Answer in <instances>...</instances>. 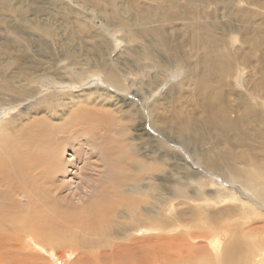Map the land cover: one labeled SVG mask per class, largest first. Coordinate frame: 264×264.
<instances>
[{"label":"bare ground","instance_id":"bare-ground-1","mask_svg":"<svg viewBox=\"0 0 264 264\" xmlns=\"http://www.w3.org/2000/svg\"><path fill=\"white\" fill-rule=\"evenodd\" d=\"M74 1H76L78 5L74 12H72L66 11L59 5V0H0V25L4 27L8 34L12 35V38L7 39L6 42V46H9V50L6 53L7 60L0 61V63L5 64L0 67V75L6 77L4 74H6L7 71H11L12 74L10 75V79L6 77L3 86H0V91L13 90L25 97L34 95L38 92V88L33 86L34 83L38 82V74L41 73L42 76L54 75L52 79H50V76H47L48 80L60 85L63 83L62 81L69 79L60 76L61 69L65 67L68 68L67 66L70 65H75V67L79 65V68H75V71L79 70L80 73L84 74L85 72H91L90 76L98 77V79H94L98 80V85H95L96 90L89 94L88 92L86 93L88 95L85 96L84 101L82 100L85 102L82 105L77 104L79 100L75 95L66 93V91H64L66 94L61 96H58V93H55V96L51 94L53 96L52 103H49L52 98L49 95L40 98L38 103L36 102L39 106H44L47 111H50V116L53 119L56 118L59 120L64 118L67 114L68 115L64 119L66 122L63 123V130L57 131L55 129L56 132L59 133L58 137L56 136V132H54V128H56L57 125L49 123L50 121H47L46 118H43L41 124H35V126H39L30 129V135L27 134V138L31 142H33V138L36 139L35 141H38L34 147L35 153L39 154V149L41 150V148L46 147L45 145H48L50 148H54V146L57 148L62 147V152H66L67 148L71 147L73 142H75L76 136L80 135L81 137L84 135L83 133L87 132L86 135L89 141H86L84 138L83 141H86V143L84 142L85 146L81 147L78 145L80 147L79 151H81V155H83L82 159L84 162L81 165H77L74 162L76 158L72 159L70 157V159H65L63 157L64 152L62 155H59V152L54 153L53 151L46 153L45 159L40 162L32 161V158H29L28 155H23V157L28 156V163L26 160L27 164H25V166L28 167V171H26L27 181H25L24 177L21 178L18 176L17 178H10V176H8L5 188L2 189L0 186V194H4L6 198L12 197L14 201L12 205L17 204L13 206V209L19 210L28 206L30 210H36L38 207H40V210L31 214H25V217L21 215V219H18V217L14 218V216L11 215L10 218H14L13 221L5 219L0 220V235L3 236V239L0 238V240H3L2 242L0 241L1 245L6 243L8 239L11 240V234H17L19 229L25 228L26 230L29 228L31 231L37 230V236L42 238L43 241H50L52 236L49 234V231L47 230V233L45 230H40L39 226H41V229L50 228V231L54 227H58V232L54 231L53 235L60 236V230L66 229L64 226H70L71 222L67 219V217H70L74 223V225L72 223V226L78 227L79 225L82 228L81 231L84 233L75 234V238L81 240L79 241L80 243L86 244L87 240L89 242L96 240L106 247L115 243L112 235L113 230L111 228L113 227V221L116 217H122V219H135V215L142 214L151 218V213L154 211V208L159 207L157 205L155 206L152 201L149 202L150 206H143L145 200L137 194L141 195L148 190H152V192L155 190V194L157 193L158 195L156 194L154 198L157 200H161L165 195L166 197L168 195L180 197L185 195L187 187L181 185V183L177 181L170 182L172 187L174 184L175 189L171 186L165 188V186L162 183L159 184V182L146 184L143 188L140 183L135 181V159L132 160L133 157H131V155H135V150L140 151V149L137 144L135 145V136L128 137V133L133 132L130 130L134 128L138 133L137 137L144 138L145 135H150L152 131L150 132V130L147 129L148 127L145 124L146 121L141 123V121H143L141 116V121L139 123H131L132 120H137L135 114L140 112V109L136 108L133 110L134 107L129 106L131 103H128L124 98L116 97L117 94L113 92L114 90L116 92L125 90L126 87L123 76L135 79L136 81L133 83L134 85L136 84L135 86L139 87L142 83L149 87L150 84H153L156 89L161 85V81H165L164 83L168 85L173 83L170 81L172 77H179L181 73L184 74L182 80H180L178 84L173 85L165 97H173L174 90H176L177 87H182L183 91H186L184 95H181L183 101L189 103L195 102V104L198 105V110L201 113L207 114L206 116L208 118L204 117L203 119H199V121H205L207 128L203 129V127H199L200 130L197 129V122L192 124L193 121H195L193 117L190 122V119H185L179 112L177 113L178 116H174V119L172 118V122L165 124L166 122L164 123L159 120V104L155 103V105H153V103L151 107H149L150 119L155 127L154 130H162L164 133L165 130H171V132L179 136L183 144H193L197 141V138L198 141L204 142L210 138L208 136L212 134L211 128H213L210 126L213 124L215 125V123L219 124V126H217L220 127L223 133L222 136H224V139H226L229 144L243 143L244 139L251 138V135H257V137H259V131L261 129L256 126V122L261 121V115H259L258 109H254L255 105L249 101H243L245 102V104H243V109L240 107L238 109L240 111H237V118L233 119L230 113L234 108L230 107L231 105L228 106L226 103V93L222 88L226 83L225 79L228 76L227 72L237 70L234 66L233 59L236 58L239 63L244 65L245 63H250L252 57L255 55L251 50L264 46V13H262V17L260 16L262 20L255 21L254 19L252 20V18L253 16L256 17V15L247 10L246 7L244 9V4L247 3H252L264 8V0ZM210 5H212L213 8L209 11L208 8ZM47 6H53L54 9L46 10ZM200 6H203V9L199 8ZM66 8L72 9L70 5H67ZM44 11V17L39 19L21 17L22 24L14 25L13 15L19 18L22 15L38 14ZM87 11L90 12V15L87 14ZM104 11L106 16L103 15ZM220 11L224 12L222 13L223 16L220 17L222 20L217 19L218 12ZM58 12L67 15L73 13L71 14L72 23H62V20H57L56 16ZM6 15H11V17H5ZM95 16L99 18L96 23L94 21L96 20ZM223 17L226 20H223ZM235 17L239 19L240 26H235L233 23ZM218 21H222L229 32H232L230 37H232V34L235 35L236 33L234 38H239V42L242 41V44H244V48L238 52L240 53L239 56L231 58L230 52H234L235 50L229 43L227 33H218L220 30L217 31ZM99 24H101V26ZM168 24L171 25V27H167ZM95 26L101 29V35L97 34L95 36L91 33V30ZM104 28H106V31L110 34L114 33V30L119 31L115 34L120 32L121 34L125 33L123 39L121 40L114 37V39L107 40V38H104V35H106L103 30ZM169 29H172V31H169ZM138 39H142L145 44H139L137 42ZM180 39H182V41ZM53 40L58 47V50L55 49L57 50L56 52L52 51V49H54L53 47H55V43L52 42ZM80 40H83V45L78 43L80 47H78V45H72ZM122 41H125L126 45L130 46L127 49L129 54L133 55L134 60H130L127 57L123 59L120 56L115 58L111 57L113 55L111 54L112 50L118 45L121 46ZM52 43L53 45L50 46ZM83 46L85 52L80 54V52H83ZM29 51H33L34 54L31 55ZM124 51L126 50L122 52ZM64 59H66L65 61L68 60L65 67L62 65V63L65 62L62 61ZM145 59H150V63H145ZM259 64L262 65V62H259ZM150 67L156 69L154 75H151L153 73L148 69ZM165 72H170V77L169 75L166 76ZM140 73L142 76L138 75ZM136 76H138L139 79ZM71 77L69 80L70 82H78L81 78L85 80L87 76L83 75L80 76V78L77 77L79 80L74 76ZM143 79H147V81ZM192 80H199L203 82V84H200L199 87H195L192 84ZM80 83L86 84V82L83 83V80ZM100 85L105 86V88H101ZM262 86L264 85L262 84ZM262 86H255L256 90H251L249 92L254 102H263ZM154 87L150 89L144 87L141 91L138 89V92L142 93L143 100L153 91ZM100 89L104 92H99ZM135 94H137V91ZM190 94H193L191 98H189ZM239 94L243 95L244 93ZM92 95L94 96L93 99H91ZM115 98L118 100H115ZM176 99H178V97ZM109 100L111 101L109 102ZM213 100L215 102H213ZM95 101H98V104L105 102L101 108L99 107L101 105H99V108L94 110V108H90L92 105L90 106L89 104ZM127 112L130 113L127 114ZM27 116L30 115L28 114ZM115 116H118L117 122ZM16 118L19 119L20 117L17 116ZM121 118H123L124 121H121ZM181 118H184V120ZM19 120H24V115L21 116ZM16 125L18 126L15 121H10V129L13 128L12 126ZM134 125H137V127H134ZM115 127H118L121 133L127 134L126 137L124 136V139L126 140L125 144L128 146L129 154H124V156H127L126 158H128V160L117 156L118 154L116 155L115 153V151L119 153V148L123 147L121 143L116 141L117 139L121 140L122 137L116 135V131H114ZM110 130L115 134L113 138L116 139L112 142L111 147H107L108 144L102 143L103 140L101 141V135L103 134L102 132H104L106 134L105 138L111 136L109 135ZM11 132L7 137L0 138V151L5 150V145L8 139H10ZM108 132L109 134H107ZM17 134H19V132ZM74 135L76 136L73 138ZM107 140L109 139L106 138V141ZM36 146H38V148ZM29 149H32L31 143L29 144ZM26 150H28L27 147ZM97 150L98 156L94 154ZM224 152L226 153L227 151ZM27 153L28 152H26V154ZM32 154H34V152ZM35 155L36 154H34V157L37 156ZM225 155H227V153ZM248 157L245 158L243 154L241 160L250 161ZM145 158L146 159L142 160V164L157 166L155 165L157 162H162L163 164L167 162L163 154L157 157L153 155L149 156V153H146ZM95 159H99V161H93ZM101 159H105V163H100ZM119 160H123L122 162L124 163L120 164L121 161L119 162ZM148 160L152 162L148 163ZM196 163L199 165L203 163L209 166L210 169L211 167L214 169L219 167L208 162L204 156L198 158ZM207 163L209 165H207ZM125 165L130 167L128 179L123 178L124 175L122 176L119 170V168H124ZM69 167L71 168L69 169ZM137 170H139V167H137ZM258 171L259 175L264 176V168L258 167ZM105 174L106 176L108 174V177L113 176L114 179L117 180L116 185L104 190V198L97 199L96 196L95 200L91 203L87 202L84 208H77V203L80 201L81 204V200L85 198L83 195L84 191H86L85 188L90 186L93 190H98L99 183L106 178L104 177ZM117 175H119L118 178ZM152 175H150L152 179H157V177ZM143 178L146 179V176H143ZM94 179L95 183H92ZM161 179L164 180L160 177V180ZM119 181L122 182L123 186L118 184ZM12 182L14 184L18 183V185H14L12 188ZM26 189L27 192L24 194ZM99 190L102 191V189ZM13 191L24 197L14 198L11 194ZM148 195L151 197L150 194ZM21 198H24L25 202L21 201ZM4 204L6 205V203ZM52 206L57 208L61 207L63 210L59 213V211L55 210ZM6 208L8 207H4V209ZM64 209L70 210V213H66ZM79 210H83L84 212L80 214L74 213V211ZM55 213L56 216L54 215ZM86 226L91 230H88ZM5 228H9V230H5ZM151 228L149 229L147 227L146 230H154ZM97 234L100 235V237L96 238L95 236ZM72 238L74 237L72 236ZM68 239L65 237V241H69ZM62 241H64V239ZM127 244L117 243L115 245V253H106L104 251L100 257H103L106 263L110 259H116V261L120 262H123L124 259H128L129 261H124L123 263L129 264L132 260L135 261L134 255L130 254L131 251L135 252V244ZM6 245L4 246L6 247ZM231 247H233V245L224 246L222 249L224 255L233 252L230 251ZM235 247H237L236 242ZM239 252H237V255L242 254L244 257L245 252L241 246ZM252 260L254 259L252 258ZM5 261L9 260L5 259V256L2 255V257H0V264H3ZM223 262H226V260ZM227 262L239 263L238 260L230 256H228ZM240 262H243L242 259ZM146 264H148V262Z\"/></svg>","mask_w":264,"mask_h":264},{"label":"rangeland","instance_id":"rangeland-1","mask_svg":"<svg viewBox=\"0 0 264 264\" xmlns=\"http://www.w3.org/2000/svg\"><path fill=\"white\" fill-rule=\"evenodd\" d=\"M240 4L239 6L241 7ZM59 5H61L66 11L74 12L78 4L74 0H59ZM67 5H70L72 9H67ZM202 7L203 6H200L199 8ZM245 7L247 10L256 15V17L253 16L252 20H262L260 19V16H263V7L254 5L252 3L244 4V9ZM212 8L213 6L210 5L208 10L210 11L212 10ZM51 9H54V7L47 6L46 8V10ZM222 13L224 12H218L217 19L222 20V18H220L221 16H223ZM71 14L73 13H69L67 15L65 13L58 12L56 19L62 20V23H72ZM87 14L90 15V12L87 11ZM103 15L106 16L105 11ZM44 16L45 11L38 14L22 15L19 18H16V16L13 15L12 18L14 25H21V17L39 19ZM5 17H11V15H6ZM95 19V23L98 22L99 18H97V16H95ZM223 20L226 19H224L223 17ZM233 23L235 24V26H240L239 19L236 17L234 18ZM99 25L101 26V24ZM217 26V31L220 29L218 31L219 34L227 33V36L229 37V43L235 50L234 52H230L231 58L239 56L240 53L238 52H240L244 48V44H242V41L239 42V38H234L236 33L235 35L232 34L233 38L230 37L232 32H229V30L223 25L222 21H218ZM0 27V61H5L7 60L6 53L9 50V46H6V42L7 39L12 38V35L8 34V32L2 25H0ZM167 27H171V25L168 24ZM103 30L106 34L104 35V38H107V40L114 39V37L122 40L125 34H121V32L115 34L119 32L117 30H114V33L110 34L106 31V28H104ZM169 31H172V29H169ZM91 33L95 36L97 34H102L101 29L96 26L91 30ZM180 40L182 41V39ZM82 41L83 40L76 41L75 43L71 44L74 46L78 45V47H80L79 44L83 45ZM52 42L55 43L54 40ZM137 42L139 44H145L142 39H138ZM53 43L50 44V46H52ZM121 43V46L118 45L116 48H114V50H112L111 54L113 55L111 57L115 58L117 56H120L123 59L127 57L130 60H134L133 55L129 54V51L127 49L130 46H127L125 41H122ZM56 45L57 44L55 43V47H53L54 49H52V51L54 52L58 50V47ZM123 50H126L127 52H122ZM29 52L31 55L34 54L33 51ZM84 52L85 49L83 46V52H80V54ZM251 52L255 55L252 57V61L250 63H245L246 66L242 63H239L236 58H234L235 60L233 59L234 66L237 68V70H231L227 72L228 76L225 79L226 83L222 89L226 93V103L228 104V106L231 105L230 107L234 108V110L230 113L233 119L237 118V111H240L238 109L240 107L243 109V104H245V102L243 101H249L253 103V105H255L254 109H258L257 111H259V115H261V121L256 122V126L261 129L259 131L260 133L258 132L259 137H257V135H251V138L244 139L243 143L229 144V142L224 139V136H222L223 133L220 127H218L219 124L215 123V125L213 124L210 126L213 127L211 128L212 134L208 136L210 138H208L204 142L198 141L197 138V141L193 144H183L179 136L176 133L171 132V130H165V133L162 130H154L155 127L153 126L150 119L149 107H151L153 103V105H155V103L159 104V120L164 123L166 122L165 124L172 122V118L174 119V116H178L177 113L179 112V114H181L185 119H190V122L191 118L193 117L195 121H193L192 124L197 122V129L200 130L199 127H203V129L207 128L204 120L199 121L200 118L203 119L204 117H207V114L201 113L197 108L198 105L195 104V102L189 103L183 101L181 95H184L186 91H183L182 87H177V89L174 90L173 97H165L168 94L170 88L173 85L178 84L180 80H182L184 74L181 73L179 77H172L170 81H172L173 83H170L168 85L164 83L165 81H161V85L159 84L160 86L157 87L158 89H155V85L153 84H150L149 87L146 84L142 83L141 85H139V87L135 86L136 84H133L134 81H136L135 79L123 76V81L126 87L125 90L118 92L114 90L113 92L117 94L116 97L124 98L128 103H131L129 106L134 107L133 110L136 108L140 109V112L136 111L137 114H135L137 120H132L131 123H139L141 121V116L143 120L141 121V123H144L146 121L145 124L148 127L147 129H149L150 132L152 131L150 133L151 136L145 135L144 138H138V133L134 128L130 130L133 132L128 133V137L135 136V145L137 144L138 148L140 149V151L135 150V155L130 154L131 157H133L132 160L135 159V181L137 183H140L143 188L146 186V184H150L152 182H159V184L162 183L166 188L171 186L172 182L177 181L180 182L181 185L187 187V191L185 193L186 196L184 195L180 197L168 195L166 197L165 195V197L161 200H157L156 198H154V196H156L157 194H155V190H153V192L152 190H148L141 195L137 194L145 200L143 206H150L149 202L152 201L155 206L157 205L159 207L154 208V211L151 213V218H148V216H144L142 214L135 215V219H122V217H116L113 221V227L111 228L113 230L112 235L115 243L106 247H104V245H102L101 243H98V241L96 240H94L93 242H89L87 240L88 244L80 243L79 241L81 240L76 239L75 234L78 235L79 233H84L81 231L82 228L79 225L78 227L72 226L73 220L70 217H67V219L71 222L70 226H64L66 229L60 230V236L53 235L54 231L58 232V227H54L50 231V228L41 229V226H39L40 230H45L47 233L49 231V234L52 236V239L50 241H43L42 238L37 236V230L31 231L29 228H27V230L26 228L19 229V232L17 234H11V240L8 239L6 243H3L2 245L0 244V257L4 255L5 259L9 260L5 261L3 264H124V261L127 262L129 260L124 259L123 262H120L116 261V259H110L106 263L104 258L100 257V255H102L104 251L106 253H115V245L117 243L124 245H126L127 243H130L131 245L135 244V252L131 251L130 253L131 255H134L135 261L132 260L129 264H146L147 262L148 264H235L234 262H227L228 256L232 257L235 260H238V264H264V176L259 175L258 171V167L264 168V100L262 103H258V101H255V103L253 97L249 93L251 90H256L255 86L257 87L258 85H264V46L257 49H252ZM65 60L66 59L62 61ZM67 61L62 63L64 67ZM147 62L150 63V59H145V63ZM259 62H262V65L259 64ZM4 65V63H0V67ZM67 67L68 68L65 67L64 69H61L60 76L69 79L62 81L63 83L60 85L48 80L47 76H50V79H52L54 75L42 76L41 73L38 74V82L34 83L33 85L34 87L36 86L38 88V92L34 95L25 97L20 93L14 92L13 90L0 91V138H3L5 136L7 137L12 130L14 131L11 132L12 134L5 145V150L0 151V186L2 187V189H4L6 186L8 176H10V178H17L18 176H20L21 178L24 177L25 181H27L28 178H26V171H28V167H26L25 164L28 163V156L29 158H32V161L40 162L45 159L46 153L53 151L54 153L59 152L60 154H58L62 155V153L64 152H62V147L57 148L56 146H54V148H50L48 145H45L46 147L41 148V150L39 149L40 152L39 154H37L34 151V147L37 144L36 142L38 141H35L36 139L33 138V144V142H31L27 138V134L30 135V129L39 126H35V124H41L43 118H46L47 121H50L49 123L57 125V127L54 128V132H56V130L61 131L64 128L63 123L66 122V120L64 119L68 114L64 118H61L59 120L56 118H51V112L47 111L44 106H39L37 104L40 98L49 95L52 97L50 99L51 102L49 103H52L53 96H55L57 93L58 96L70 93L75 95L79 100L77 104L82 105L85 103L83 102L85 96L90 92L96 90L95 85H98V80L94 79H98L97 76H90L91 72H85L84 74L80 73L79 70L75 71V68L78 69L79 65H76V67L75 65H70ZM148 69L152 71L153 74L151 75H154V73H156V69L151 67ZM165 73L166 76L169 75L170 77V72ZM11 74V71H7L4 76L10 79ZM83 75L87 76L85 80L81 78L78 82L69 81L72 78L71 76L80 78V76ZM96 75L101 76L99 74ZM138 75L142 76L141 73ZM6 77L0 75V86H3V82L6 80ZM136 77L139 79L138 76ZM82 80L83 83L86 82V84H81L80 82H82ZM143 80L147 81V79ZM254 83L257 84L255 85ZM63 84L66 86H64ZM192 84L195 87H199L200 84H203V82L199 80H192ZM100 86L101 88H105V86L103 85ZM144 87L147 89L154 87L155 90L153 89V91L147 97H145L146 99L144 98L143 100L142 93L138 92V89L141 91ZM262 87V97H264V86ZM64 91H66V93ZM136 91L137 94H135ZM87 92L88 94H86ZM99 92L104 91L100 89ZM239 93L244 94L240 95ZM192 95L193 94H190L189 98H191ZM177 97L178 99H176ZM93 98L94 96L92 95L91 99ZM115 100L118 99L115 98ZM110 101L111 100H109V102ZM97 102L95 101L89 104L90 106L92 105L90 108H94V110H97V108H101L104 105L105 101L103 103L101 102L102 104H98ZM213 102L215 101L213 100ZM107 107L110 108L109 106ZM129 113L130 112H127V114ZM26 114H29L30 116H27ZM23 115L24 120H19ZM17 116H19L20 118L17 119ZM115 117V120L117 119V122L118 116ZM184 118L181 119L184 120ZM10 121H15L18 126H12L13 128L10 129ZM121 121H124L123 118H121ZM134 127H137V125H134ZM114 131H116L117 136L122 137L121 140L117 139L116 141L121 143L123 146L119 148V153L117 151H115V153L116 155L118 154L117 156L128 160V158H126L127 156H124V154H129L128 146L125 144L126 140L124 139V136L126 137L127 134L121 133L118 127H115ZM15 132H19V134ZM109 132L107 134L111 136L106 137L109 139L107 141L105 138L106 134L102 132L103 134L101 135V141L103 140V144H108L107 147H111L112 142L116 139L113 138V135L115 134H113L111 130ZM86 133L87 132L83 133L84 135L81 137L80 135L73 136V138L76 136L75 142H73V145H71V147L73 146L72 148L68 147L66 152L63 153V157L65 159H70V157L72 159L76 158L74 162L77 165H81L84 162V160L82 159L83 155H81V151H79L80 147L78 145L84 147V142L86 143V141H89ZM56 134V136L58 137L59 133L56 132ZM20 137L24 138L25 140L21 139ZM213 137L215 138V140ZM84 138L86 141H83ZM30 143L32 144L33 150L29 149ZM38 146L36 147L38 148ZM26 147L28 148V150H26ZM32 151L37 155H35L36 157H34ZM224 151H227V155H225L226 153ZM26 152L31 154H26ZM97 153L98 150L94 154L98 156ZM146 153H149V156L153 155L157 157L163 154V157L167 162L166 164L157 162L155 164L157 166L142 164V160L146 159ZM19 154L22 158L19 156ZM243 154L245 158H247L249 155L248 158L251 162L248 160H241ZM23 155L28 156H24V158ZM202 156L206 157L207 161L211 164H215L219 167L215 169L211 167V170L209 166H206L203 163H200V165L196 163L198 161V158ZM93 161H99V159H95ZM122 161L123 160H119L120 164L124 163ZM103 162L105 163V159H101L100 163ZM151 162V160H148V163ZM76 164L75 166L77 167ZM207 165L209 164L207 163ZM137 167H139V170H137ZM70 168L71 167H69V169ZM119 170L121 172V175H124L123 178L128 179V176L130 174V167L128 165H125L124 168H119ZM150 175L157 177V179H152ZM118 176L119 175H117V178ZM143 176H146V179H144ZM104 177L106 178L99 183L98 190H93V188H91L90 186L85 188L86 191H84L83 193L85 198L83 200L80 199L82 203L80 204L79 201L77 203V208H84L86 203H91L92 201H94L96 196L97 199L104 198V190L107 188H112L116 185L117 180H115L113 176L108 177V174L107 176L105 174ZM160 177L164 180H160ZM92 183H95V179ZM118 184L123 186L122 182L120 181L118 182ZM14 185L17 186L18 183L14 184L12 182L11 187L13 188ZM172 188H174V184ZM99 189H102V191H100ZM26 192L27 189L25 190L24 194ZM11 194L14 198L24 197L14 191ZM148 194H150V196L154 199L149 197ZM20 200L25 202L24 198H21ZM4 203H6V205ZM12 204H14L12 197L6 198L4 194H0V220L5 219L13 221L14 218L18 217V219H21L22 217L26 216L25 214H31L36 212L37 210H40V207H38L39 209L37 208L36 210H30L28 206L24 209L16 210L13 209V206L17 204ZM4 207L8 208L4 209ZM54 209L59 211V213L63 210L61 207H54ZM64 210L66 213H70V210ZM83 212V210L74 211V213L77 214ZM11 215H13L14 218H10ZM54 215L56 216V213ZM58 217L59 216L57 215V218ZM147 227L149 229L151 227L155 228H151L154 230L147 231ZM86 228L88 229L87 226ZM5 230H9V228H5ZM72 236L74 238H72ZM65 237H67V239L70 238L68 239L69 241H65ZM95 237L98 238L100 237V235L97 234ZM0 238L3 239V236L0 235ZM2 239L0 240L1 242L3 241ZM63 239L64 241H62ZM235 242L237 243V247H235ZM4 245H6V247ZM225 245L226 247L233 245V247H231L230 249V251H233L231 254L224 255L222 249ZM240 246L242 249H244L245 252L244 257L242 256V254H240L243 262H240V255H237V252L240 251ZM252 258L254 260H252ZM225 260L226 262H223Z\"/></svg>","mask_w":264,"mask_h":264}]
</instances>
